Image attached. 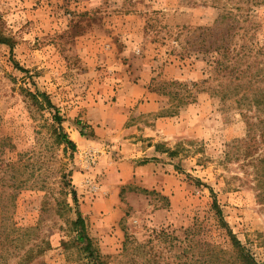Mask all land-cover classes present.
Segmentation results:
<instances>
[{
	"label": "rangeland",
	"instance_id": "rangeland-1",
	"mask_svg": "<svg viewBox=\"0 0 264 264\" xmlns=\"http://www.w3.org/2000/svg\"><path fill=\"white\" fill-rule=\"evenodd\" d=\"M0 34V264L264 263V2L0 0Z\"/></svg>",
	"mask_w": 264,
	"mask_h": 264
},
{
	"label": "trees",
	"instance_id": "trees-1",
	"mask_svg": "<svg viewBox=\"0 0 264 264\" xmlns=\"http://www.w3.org/2000/svg\"><path fill=\"white\" fill-rule=\"evenodd\" d=\"M220 1V0H219ZM264 2V0H253V3H262ZM237 9H241V7H237ZM5 39L2 37V35L0 34V42H4ZM255 102L258 104V105H264V99H257L255 100ZM67 142V144L71 145L74 147V143L70 140V139H67L65 140ZM218 207V206H217ZM217 212L219 214H221V209L218 207L217 208ZM77 223H80V224H83L84 221L83 219L79 216L78 218V222ZM232 244L234 246V249L237 253V257H238V261L240 262V264H264V263H261L259 261H257L249 252L248 250L241 244V242L235 237L232 235ZM5 244H2L1 243V246H0V252L2 253L3 252V248H4ZM43 250H38L37 253H41ZM33 257V250L31 251H28L27 253V257H26V261H29L31 260V258ZM25 260H22L21 262H18V264H23ZM2 263V262H1ZM98 264H102V262H99Z\"/></svg>",
	"mask_w": 264,
	"mask_h": 264
}]
</instances>
